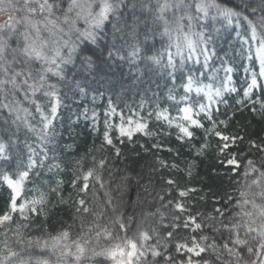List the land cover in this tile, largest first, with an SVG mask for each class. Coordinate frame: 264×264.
<instances>
[{
	"label": "trees",
	"instance_id": "16d2710c",
	"mask_svg": "<svg viewBox=\"0 0 264 264\" xmlns=\"http://www.w3.org/2000/svg\"><path fill=\"white\" fill-rule=\"evenodd\" d=\"M111 2L119 5L118 12L105 22L102 31H98L97 44L82 42V46L94 53L92 63L82 64L80 60H75L74 65L65 66L66 77L63 81L49 77V82L57 85L59 96L55 116L51 115V103L54 101L50 97H45L41 92L33 98L51 120L46 141L42 143L37 133L29 131L22 122L13 123V118L8 117L7 113L0 114V131L8 129L12 138L6 151L10 159L0 158V173L22 170L28 160L29 147L38 154L34 159L39 160L44 152L47 153L44 166H37L30 172L18 198L23 202L38 198L40 193H44V203L35 205V213L26 212V219L17 212L10 221L0 225V256H6L8 250L19 253L17 257L11 258V264H18L20 260H24L26 264H37L42 260H47L48 264H75L71 257L61 259L58 250L42 248L35 242L47 240L51 243L52 237L68 230L73 240L83 234L84 238L91 241L89 248L100 251L111 247L115 241L104 237L97 241L95 225L110 226L114 215L120 213L125 218H135L127 233L128 237L137 234L138 225L139 230L147 231L152 237L148 243L160 255H147L143 258L146 264H181L192 255H185L183 251L177 253L175 247L178 242L191 241L192 231L183 227L188 216L197 217L198 222L204 225L218 227L219 218L215 209L221 208L225 212L224 223H228L240 211L235 207L236 202L241 199L240 192L246 190V185L258 175H244L248 170V161H254L256 167L264 170V152L251 147V142L264 144V82L258 81V86L248 97L243 94L246 81L250 82L251 79L249 73L245 72V67H254L258 71L255 49L250 48L252 42L247 26L237 28L235 18L231 25L221 17L213 20L211 17L215 15V10L209 9V18L203 29L210 38L207 48L214 53L209 65L211 68H220L222 63L231 66L232 85L237 91L225 92L220 102L210 105L212 120L207 119L204 113L196 116L203 127L189 126L192 137L180 140L177 139L178 128L169 127L166 122L157 120L155 112L166 108L171 117L182 115L178 108L184 107L185 102L177 104L168 97L171 94L180 100L186 95L180 87V77L188 75L190 70L201 82L211 83L214 88L221 87L224 73L221 71L217 79L209 80L200 75L203 57H200V64L187 61L183 68L177 57L174 81L170 75L174 70L167 66L169 37L162 34L163 24L154 16L157 0ZM185 2L188 3L189 0ZM224 2L225 0H216L218 4ZM245 5L257 9L255 16L250 12L244 13L253 21L264 14L261 12L264 7L262 0H231L229 4L236 11H241ZM17 6L22 7V0ZM64 7H67V0ZM149 8L153 11H149ZM190 11L195 14L194 4ZM0 15L6 17L7 13ZM15 15L19 18L24 13L18 12ZM166 16L174 26L173 13H167ZM133 21H136V39L140 41L141 48L140 55L134 60L128 56L131 50L129 45L133 41L127 38V34L133 30ZM76 26L84 29L86 24L79 20ZM63 27L67 31V25ZM117 28L122 31H117ZM258 31L264 35V30L258 28ZM43 35L46 39L49 38L47 33ZM50 39L55 40L57 37ZM72 39L76 41L75 34ZM193 39L198 40V37L194 36ZM109 51L113 53L111 57ZM171 51L175 52V48ZM62 54L67 55V49H62ZM152 55L160 56V63L148 59ZM249 56L252 60L248 59ZM187 95L188 104L195 110H198L200 104L208 105L203 93L197 95L192 92ZM20 99L23 100V97ZM84 105L97 113L95 127L82 117ZM22 106L33 114L28 117L30 124L41 129L42 122L35 112V106L27 101ZM111 109H115V112L111 113ZM129 120L133 121L131 125L128 124ZM136 122L147 123L146 131L150 135L133 132L131 139L120 136L118 128L121 124L125 128H135ZM106 131L112 144L105 142ZM217 132L221 136L237 139L235 142L232 139L224 141L216 135ZM0 140L7 143L8 136H2ZM225 143L228 145L226 148ZM154 144L160 147L154 148ZM229 159H235L236 165H230ZM100 160L105 162L103 168L97 167ZM51 165L59 167H52L49 171ZM92 168L96 169L101 181L98 183L90 179L89 189L82 193V180L77 177ZM169 180L173 183L169 184ZM181 191L186 195L181 197ZM10 192L6 184L0 183V215L8 210ZM80 199L85 200L84 207L89 209L87 213L77 203ZM109 200L111 205L108 204ZM260 202L257 198V203ZM177 203L184 206V212H178ZM113 207L116 208V213H113ZM77 208L81 210L77 211ZM209 216L215 219H209ZM174 223H178L180 227H169ZM89 227L93 228L92 232H89ZM169 231L174 232L172 237H168ZM202 234L223 242L221 235L214 233L212 227H205ZM120 235L123 236V233ZM223 235L226 237L227 233ZM29 240L33 242L31 245ZM249 241V246L252 247L259 244L258 239L252 241L249 238ZM241 255L243 258L239 264H251L252 260L258 259L254 254L249 256L246 248ZM168 257L171 259H166ZM193 259L201 261V264L204 260L209 264H222L211 250ZM230 259L225 254L223 264ZM102 262L112 264L105 257H97L91 264ZM81 264L90 262L83 260Z\"/></svg>",
	"mask_w": 264,
	"mask_h": 264
},
{
	"label": "snow or ice",
	"instance_id": "6c2138e0",
	"mask_svg": "<svg viewBox=\"0 0 264 264\" xmlns=\"http://www.w3.org/2000/svg\"><path fill=\"white\" fill-rule=\"evenodd\" d=\"M122 2V0H121ZM231 0H225L223 4L216 3V0H157L154 10V16L157 21L163 24V35L169 37L168 51H167V66L174 71L170 73L175 81V71L177 70L176 58H179V64L183 68L187 61H194L200 64V57H203V63L200 69V75L205 76L209 80L217 79L218 74L222 71L224 77L221 87L214 88L211 83L205 84L199 80L197 76L190 70L186 76H181V84L186 93L180 100H177L174 95H169L168 99L179 104L181 101L185 102L184 107L178 108L181 113L179 117H171L168 109H158L155 112L157 120L166 122L169 127L175 126L179 130L177 139L191 138L193 133L189 130V126L203 127L196 116L201 113L212 120V112L210 105L220 102V98L225 92H236L237 89L232 85L233 68L225 66L223 63L220 68H211L209 61L214 55L207 48L209 37L206 36L203 30L206 27V21L209 18V9L215 10V15L211 18L213 20L221 17L227 21L229 25L233 23V18L236 19V27L240 28L247 26L250 32L251 45L250 48L255 49V62L258 63V71L254 67H245V72L249 73L250 82L246 81L247 86L244 88V97H248L250 93L258 86V81H264V35L258 31V28L264 30V14H262L257 21L249 19V16L244 14L250 12L253 16L256 15L257 9L250 8L245 5L241 11H236L234 7H230ZM20 0H0V13H7L6 19L0 23V114L7 113L8 117L13 118V123L17 121L22 122L29 131L36 132L38 138L43 143L47 139L49 125L51 120L44 114L41 105L37 104L33 99L37 93H43L45 97H50L51 115L55 116L57 106L59 104V96L57 85L49 82V77H56L59 81H63L66 77L65 66L75 64V60H80L82 64H91L94 53L86 46H82L83 41H88L91 44H97L99 39L98 31L102 28L110 17L118 12L119 5L114 4L111 0H67V7H64L65 0H22V7H18ZM195 6V14L190 9L192 5ZM264 4V0H262ZM94 6H96L94 8ZM236 7H239L238 5ZM183 11L181 12V10ZM149 11H153L151 8ZM23 12L24 15L17 18L15 13ZM173 13V22L167 19V13ZM264 13V7L261 8ZM59 13V14H58ZM75 13V15H73ZM39 16L40 19H35ZM83 20L86 24L84 29L78 28L77 22ZM186 21V23H185ZM133 30L127 34V38L133 42L129 45L130 51L128 56L130 59H136L140 53V41L136 39L137 33L135 32L136 21H133ZM64 25H67L65 31ZM125 22V27H127ZM194 28H200V31H193ZM187 29V31H185ZM117 31H122L117 28ZM43 33L48 34L46 39ZM75 34L77 39L74 41L72 35ZM68 37L63 39V37ZM198 37L194 40L193 37ZM51 37H57L51 40ZM147 37H145V40ZM248 43V41H245ZM114 47V46H113ZM175 48V52L171 49ZM62 49H67V55L62 54ZM147 50V49H146ZM185 53H187L185 55ZM109 51V56H112ZM123 58V57H121ZM148 59L154 63H160V56L152 55ZM252 60V57H248ZM83 92V89H81ZM195 92L197 95L203 93L208 101V105L200 104L198 110L188 104L190 94ZM23 97V100L20 99ZM24 101L29 102L35 106V112L39 114L42 122V128H34L28 117L32 116V112L28 108L23 107ZM240 103V101H237ZM111 107V106H110ZM115 109H111L114 113ZM108 115V114H106ZM149 115H152L151 113ZM123 120V117H121ZM7 120L5 121V123ZM132 120L128 121L131 125ZM148 125L145 122H136L135 128H125L121 124L118 128L120 136H127L131 139L133 132H144ZM222 140L228 141L232 139L233 142L236 137L221 136L219 132L216 133ZM8 136L7 143L0 140V158L10 159L6 155L8 146L12 143L11 135L8 129L0 131V137ZM104 139L107 144H112L108 132L104 134ZM154 148H159L160 145L154 144ZM224 147H228L225 143ZM251 147L256 148L260 152H264V144H256L251 142ZM223 151V149H221ZM43 151V149H42ZM28 160L22 170H16L12 173H0V183L6 184L11 190L8 210L0 215V225L12 219V215L19 212L22 218H27L24 214L26 212L37 211L35 205L43 204L45 194L40 193L38 198L32 200H24L21 202L20 197L24 182L29 178L30 172L37 166H44V159L47 153L44 152L43 157L39 160L34 159L38 154L34 149L29 147ZM118 154V152H117ZM104 161L100 160L97 167L103 168ZM230 165H236L235 159H229ZM52 167H59V165L49 166V171ZM247 171L244 173L246 177L258 174L255 179H251L250 183L246 185V190L240 192V200L236 202L235 207L240 211L235 214V218L230 219L228 223H224L225 212L221 208L215 209L218 214L219 226L204 225L198 222V218L189 215L184 221L183 227L190 229L193 233L190 242H178L176 244V251L184 252L185 255L192 254L186 261L181 264H201V261L194 260L193 257H200L202 253L211 250L218 261L223 264V257L226 254L231 259L226 264H239L243 258L241 253L246 248L249 256L255 255L258 259L252 260L251 264H264V170L255 166L254 161L249 160L247 164ZM82 180L80 192L86 193L89 189L90 179L100 182L101 178L97 174L96 169L92 168L83 172L81 176L77 177ZM169 184L173 181L169 180ZM73 186H76V181H73ZM101 187L103 184L101 183ZM255 189V190H253ZM55 191V189H53ZM181 197L186 193L181 191ZM249 196L252 198L250 199ZM257 198L261 201L257 203ZM231 200V197H229ZM77 203L87 213L89 209L84 207L85 200L80 199ZM111 205V200L108 201ZM178 212H184V206L180 203L176 204ZM77 208V211H80ZM113 213H116V208H112ZM209 219L215 217L209 216ZM134 217L125 218L122 213L115 214L110 221V226L95 225V238L98 241L101 237L108 240H113L115 243L111 247L96 251L95 248H89L90 239L81 237L73 240L68 230H64L57 236L51 238V243L45 240L43 242L37 240L35 243L42 248H51L52 250L59 251L61 259L67 260L71 257L75 264H81V261L88 260L91 264L97 257H105L110 260L112 264H146L143 258L147 255L157 257L160 253L155 247L149 245L152 238L147 231L139 230L138 225L137 234L134 237H128L127 233L131 229ZM179 217H177V220ZM172 228H179L178 223L169 225ZM205 227H212L214 233H219L221 239L220 243L214 237L204 235L203 230ZM93 228L89 227V232ZM227 233L225 237L223 233ZM123 233V236L120 235ZM174 232L169 231L168 237H172ZM249 238L252 241L259 240L256 247L249 246ZM29 245L33 242L29 240ZM19 253L8 250L6 256H0V264H11V258L17 257ZM166 259H171L170 257ZM18 264H26L24 260H20ZM37 264H48L47 260L38 261ZM103 264V262H102ZM202 264H209L204 260Z\"/></svg>",
	"mask_w": 264,
	"mask_h": 264
},
{
	"label": "rangeland",
	"instance_id": "374dc122",
	"mask_svg": "<svg viewBox=\"0 0 264 264\" xmlns=\"http://www.w3.org/2000/svg\"><path fill=\"white\" fill-rule=\"evenodd\" d=\"M5 19L6 17L4 15H0V23H3ZM81 112H82V117H85L87 121L91 122V126L95 127L97 124L98 118H97V113L94 112L93 108H88L86 105H84ZM77 117L78 116H75V118Z\"/></svg>",
	"mask_w": 264,
	"mask_h": 264
}]
</instances>
